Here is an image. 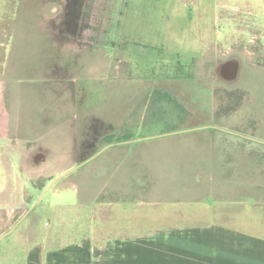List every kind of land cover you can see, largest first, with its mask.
I'll return each instance as SVG.
<instances>
[{
  "label": "rangeland",
  "instance_id": "1",
  "mask_svg": "<svg viewBox=\"0 0 264 264\" xmlns=\"http://www.w3.org/2000/svg\"><path fill=\"white\" fill-rule=\"evenodd\" d=\"M0 43L13 76H66L64 101L44 98L52 106L67 98V121L80 136L76 165L125 135L179 133L104 150L58 179L67 190L62 198L47 184L33 209L42 227L55 216L71 237L89 228L86 208L41 206L72 203L70 181L89 196L102 190L97 199L104 200L106 181L125 153L145 157L164 181L181 172L184 158L201 171L199 158L209 154L217 175L212 182L231 163L238 190L251 184L253 195L264 199V0H0ZM40 86L34 82L23 92L24 108L44 105ZM193 127L199 129L185 131ZM46 181L36 177L35 183ZM24 249V239L11 233L0 242V264H22Z\"/></svg>",
  "mask_w": 264,
  "mask_h": 264
},
{
  "label": "crops",
  "instance_id": "2",
  "mask_svg": "<svg viewBox=\"0 0 264 264\" xmlns=\"http://www.w3.org/2000/svg\"><path fill=\"white\" fill-rule=\"evenodd\" d=\"M2 51L0 43V242L11 233L24 239L22 264H264V199L253 195L251 184L238 190V173L231 163L223 164L218 176L221 181L212 182L217 175L211 173L209 154L199 158L204 162L201 171L193 168L194 159L184 158L178 165L181 172L175 171L171 181H164L145 157L125 153L123 165L118 164L106 181L104 200L97 199L102 190L89 196L70 181L76 193L72 203L47 201L41 206L47 210L86 208L92 220L89 228L71 237L61 228L65 221L55 216L42 227L33 210L38 205L36 196L77 166L80 136L66 118V76H13L4 68ZM34 82L43 85L41 97H62L61 104L52 106V100L47 105L44 98L39 108H24L20 98ZM146 109L140 112L144 114ZM38 116L43 125L36 134ZM173 132L178 131L168 133ZM86 134L88 128L82 137ZM177 134L114 142L100 153L114 145L142 144ZM203 144L210 148V141ZM36 177L46 178L45 185L36 186ZM60 180L48 191L53 189L62 198L67 190L57 186Z\"/></svg>",
  "mask_w": 264,
  "mask_h": 264
},
{
  "label": "water",
  "instance_id": "3",
  "mask_svg": "<svg viewBox=\"0 0 264 264\" xmlns=\"http://www.w3.org/2000/svg\"><path fill=\"white\" fill-rule=\"evenodd\" d=\"M175 133H178V132H173V133L163 134V136H164V135L175 134ZM100 152H101V151H99L98 153L94 154L91 158L85 160L84 162L78 164L76 167H74V168H72L71 170L67 171L65 174H67V173H69V172L75 170L76 168L80 167L81 165L85 164L86 162H88L89 160H91L92 158H94L95 156H97ZM65 174H64V175H65ZM64 175H63V176H64ZM57 179H59V178L54 179V180L51 182V184L47 187V189H48V188H49V187H50V186H51V185H52Z\"/></svg>",
  "mask_w": 264,
  "mask_h": 264
},
{
  "label": "trees",
  "instance_id": "4",
  "mask_svg": "<svg viewBox=\"0 0 264 264\" xmlns=\"http://www.w3.org/2000/svg\"><path fill=\"white\" fill-rule=\"evenodd\" d=\"M131 138H132L131 135H125V136H123V138H120V140L123 141V140H128V139H131ZM117 141H119V140H117ZM110 143H112L111 140L106 142V144H110Z\"/></svg>",
  "mask_w": 264,
  "mask_h": 264
}]
</instances>
